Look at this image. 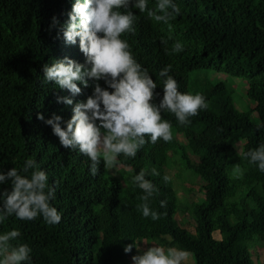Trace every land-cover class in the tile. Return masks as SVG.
I'll list each match as a JSON object with an SVG mask.
<instances>
[{
	"label": "trees",
	"instance_id": "1",
	"mask_svg": "<svg viewBox=\"0 0 264 264\" xmlns=\"http://www.w3.org/2000/svg\"><path fill=\"white\" fill-rule=\"evenodd\" d=\"M74 3L0 0V171L20 170L27 159H34L55 188L50 203L62 216L49 226L42 217L23 221L13 215L0 223V234L19 230L21 236L12 243L32 249L31 264H132L137 248L128 253L124 248L142 240L186 250L194 264H256L249 246L255 236L264 245V172L244 154L264 145V0H174L181 11L169 24L161 22L165 37L148 29L121 37L156 81L155 103L163 97L166 79L159 73L171 64L169 75L179 90L202 94L208 108L191 117L187 126L163 113L172 125L170 142L152 144L146 137L135 158L119 156L120 168L112 170H105L102 162L96 176L90 173L87 156L64 148L52 127L37 119L38 112L45 120L55 113L66 127L75 103L86 102L94 91L90 80L89 87L80 84L82 93L72 97L73 105L57 103V95L71 93L43 76L45 64L65 57L90 67L79 38L74 45L63 38L62 26ZM53 17L59 24L50 28ZM141 25L139 18L136 28ZM177 41L184 50L169 55L165 49ZM229 79L247 83V101L258 122L237 107L235 90L227 91ZM99 83L107 87L103 80ZM176 160L204 183L205 197L183 209L172 179L163 180L170 176L166 165ZM142 169L157 189L149 200L161 214L155 221L137 209L144 193L133 178ZM5 189L11 191L10 182L0 184V191ZM162 200L166 208L160 207ZM180 210L192 215L193 233L178 222ZM216 231L220 238L214 236Z\"/></svg>",
	"mask_w": 264,
	"mask_h": 264
},
{
	"label": "clouds",
	"instance_id": "2",
	"mask_svg": "<svg viewBox=\"0 0 264 264\" xmlns=\"http://www.w3.org/2000/svg\"><path fill=\"white\" fill-rule=\"evenodd\" d=\"M149 1L152 3L148 6ZM133 8L146 15H138ZM180 11L174 0H157L155 7L153 0H75L69 19L62 26L63 38L65 43L73 45L79 38V48L90 67L65 57L51 65L45 64L43 76L49 83L54 82L59 89L71 93V96L57 95V103L73 105L72 97L82 93L80 84L89 87L90 80L94 91L86 102L75 103L73 115L65 121L66 127L61 126L63 118L55 113L45 120L38 112L37 119L52 127L64 148L78 149L90 159L93 176L99 174L102 162L105 170H112L116 168L119 156L135 158L148 142L146 137L152 144L161 139L170 142L172 125L163 118V113L173 114L181 125L187 126L191 117L207 110L208 104L202 94L179 90L178 81L169 75L171 64L159 73L166 79L163 97L155 103L156 81L137 62L128 41L121 38L128 39L129 34L146 29L165 37L166 29L161 22L169 24ZM139 18L142 25L137 29ZM58 24V19L53 17L50 28ZM161 43L167 45L168 41L162 39ZM165 50L171 55L182 52L184 46L177 41L171 50ZM101 80L107 87H101ZM244 155L250 164L264 172V145ZM236 171H239L238 167ZM153 172L158 175L155 170ZM145 177L146 172L142 169L133 178V183L144 193L139 197L142 203L137 209L144 218L151 217L155 221L161 214L150 207L149 200L157 189ZM163 180L167 183L171 177L165 175ZM8 182L11 191H0V223L13 215L23 221L42 217L49 226L61 221V214L50 203L55 199V188L49 186L46 172L38 170L34 159H27L20 170L12 167L7 172L0 171V184ZM160 207L166 208L167 201H160ZM20 236L17 229L0 234V264H31L32 249L27 244L12 243ZM134 245L138 254L132 256L133 264H189L190 261L191 254L186 250L155 245L142 250L138 241L126 245L124 251L131 252Z\"/></svg>",
	"mask_w": 264,
	"mask_h": 264
},
{
	"label": "rangeland",
	"instance_id": "3",
	"mask_svg": "<svg viewBox=\"0 0 264 264\" xmlns=\"http://www.w3.org/2000/svg\"><path fill=\"white\" fill-rule=\"evenodd\" d=\"M223 76L226 75H220V77ZM227 86L228 92H230L232 88L235 90L234 96L238 99L237 107L241 110L250 112L249 114L251 119L255 122H258L259 118L256 111H251V107L246 101L247 83L245 81H240L237 83L236 81H232V79H230L228 80ZM182 141L185 142L183 138ZM236 146L239 147L241 146V144L237 143ZM118 168L120 167L117 166L116 169ZM165 170L169 173L172 179L182 209L185 206H189L190 203H194V201H199L205 197V192L203 189L204 183L202 179L193 171L185 170L184 168H182L179 160H176V162L174 163L170 161L166 165ZM176 218L178 219V222L182 227L187 228L192 233L194 232L193 218L188 211L180 210L177 213ZM214 236L216 238H220L219 231L214 232ZM166 238L169 239V236H167ZM139 243L142 250H147V248L154 245L158 246L155 241L142 240ZM249 247L253 253L256 264H264V245L261 243L257 236H255L254 242L251 243ZM189 264H194L192 255H190Z\"/></svg>",
	"mask_w": 264,
	"mask_h": 264
},
{
	"label": "crops",
	"instance_id": "4",
	"mask_svg": "<svg viewBox=\"0 0 264 264\" xmlns=\"http://www.w3.org/2000/svg\"><path fill=\"white\" fill-rule=\"evenodd\" d=\"M141 246V245H140Z\"/></svg>",
	"mask_w": 264,
	"mask_h": 264
}]
</instances>
